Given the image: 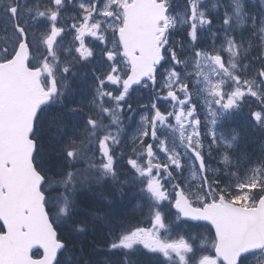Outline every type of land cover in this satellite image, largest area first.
<instances>
[{
  "label": "snow or ice",
  "instance_id": "snow-or-ice-1",
  "mask_svg": "<svg viewBox=\"0 0 264 264\" xmlns=\"http://www.w3.org/2000/svg\"><path fill=\"white\" fill-rule=\"evenodd\" d=\"M138 253L264 264V0H0V264Z\"/></svg>",
  "mask_w": 264,
  "mask_h": 264
},
{
  "label": "rangeland",
  "instance_id": "rangeland-1",
  "mask_svg": "<svg viewBox=\"0 0 264 264\" xmlns=\"http://www.w3.org/2000/svg\"><path fill=\"white\" fill-rule=\"evenodd\" d=\"M69 39H71L70 37H69ZM166 105V104H165ZM249 105H251V107L252 108H254L255 107V104L252 102V100L250 99L249 100ZM245 108L246 109H249V107L248 106H245ZM244 114H245V112H244ZM246 115V114H245ZM139 121V116L137 115L136 117H135V122H126L127 124H129L130 126L128 127V135H129V137H131V135H132V133L135 131V127H136V123ZM236 121H233V122H230L231 123V125L233 126V124L235 123ZM184 176H185V187H187V183L188 182H190V174L187 172V171H185V173H184ZM137 222H142L141 223V226H149L148 225V223H147V210L145 209V211H144V213H140L139 211L136 213V216H135V218L133 219V221H132V223H137ZM177 227H179V226H177ZM187 227L186 226H182V229L183 230H185ZM200 229H202V228H200ZM187 233V232H186ZM186 233H184V234H186ZM166 238L167 239H177L180 235H177V236H174L173 234H172V230L170 229L169 230V232H167L166 233ZM87 242H88V239L87 238H84ZM89 242H91V240L89 239ZM142 254L143 253H138L137 255H136V257H135V259L136 258H138L139 257V255L142 257Z\"/></svg>",
  "mask_w": 264,
  "mask_h": 264
},
{
  "label": "trees",
  "instance_id": "trees-1",
  "mask_svg": "<svg viewBox=\"0 0 264 264\" xmlns=\"http://www.w3.org/2000/svg\"><path fill=\"white\" fill-rule=\"evenodd\" d=\"M88 239V242H89V239L91 240L92 238L89 236V237H86ZM86 241V240H85ZM87 242V241H86Z\"/></svg>",
  "mask_w": 264,
  "mask_h": 264
}]
</instances>
